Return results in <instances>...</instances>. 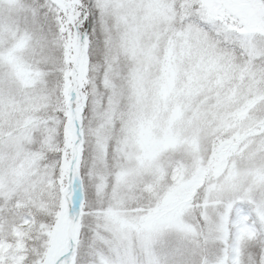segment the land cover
<instances>
[{
	"label": "snow or ice",
	"instance_id": "1",
	"mask_svg": "<svg viewBox=\"0 0 264 264\" xmlns=\"http://www.w3.org/2000/svg\"><path fill=\"white\" fill-rule=\"evenodd\" d=\"M0 264H264V0H0Z\"/></svg>",
	"mask_w": 264,
	"mask_h": 264
}]
</instances>
